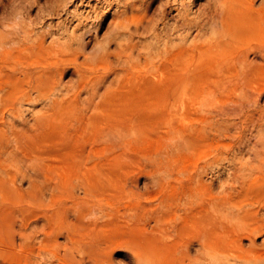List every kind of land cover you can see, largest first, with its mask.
Returning a JSON list of instances; mask_svg holds the SVG:
<instances>
[{
    "label": "rangeland",
    "instance_id": "obj_1",
    "mask_svg": "<svg viewBox=\"0 0 264 264\" xmlns=\"http://www.w3.org/2000/svg\"><path fill=\"white\" fill-rule=\"evenodd\" d=\"M229 1L0 0V164L5 167H0V243L16 255L9 264H138L135 251L150 255L152 249L151 262L140 256L143 264H154L153 238L160 232L150 215L161 193L185 189L191 175L198 173L202 177L198 174L194 179L223 194L239 186L238 176H257L260 162L255 155L243 152L241 158L230 144L264 148V93L258 91L264 76L244 90L236 82L221 80L217 71L223 42L233 38L218 21L221 12L232 16ZM64 39L71 46L66 47ZM250 59L260 60L254 54ZM82 81L88 87L79 95L76 88ZM71 90L76 92L72 95ZM25 92L29 93L22 96ZM63 94L68 97L61 99ZM84 102L90 104L85 108ZM167 160L178 162L185 171L179 167L175 171L174 163L175 177H165V185L158 180ZM200 192L204 198L208 190ZM261 236L256 241L259 246H263ZM244 241L248 247L249 240ZM45 245L60 251H44ZM196 249L197 245L191 248L193 256L198 255ZM204 259L203 263L212 261Z\"/></svg>",
    "mask_w": 264,
    "mask_h": 264
},
{
    "label": "bare ground",
    "instance_id": "obj_2",
    "mask_svg": "<svg viewBox=\"0 0 264 264\" xmlns=\"http://www.w3.org/2000/svg\"><path fill=\"white\" fill-rule=\"evenodd\" d=\"M223 1V0H222ZM229 1V0H228ZM232 1V10H234L232 12V16L231 17H226V16H223L222 12H221V15H220V24L222 26V29L223 31H227L228 34L230 33V36L232 39H229V42L227 40V42H223L222 45L221 44V48L223 46V49L220 50V56H221V60L220 62H218V65H217V71L220 72L218 73L219 74V77L221 80L224 79H227V81L232 84L234 82L238 83L241 87V89H246L248 88V86L255 82L257 78L260 79V77L264 76V0H231ZM229 1V2H231ZM219 3V2H218ZM226 10V9H225ZM231 10V9H230ZM221 11V10H220ZM224 11V9L222 10ZM230 13V12H229ZM231 15V13H230ZM232 33V34H231ZM53 36V35H52ZM253 36V40L255 38L256 43L253 45V44H250L251 41L248 40L249 38H251ZM35 37V36H34ZM58 38V37H57ZM55 39V38H54ZM66 39V38H65ZM62 40L63 43L66 41V40ZM234 39V40H233ZM1 40V39H0ZM10 40V39H9ZM8 40V41H9ZM20 40V38H19ZM32 40V39H31ZM58 40V39H57ZM61 40V39H60ZM70 40V39H69ZM72 40V39H71ZM21 41V40H20ZM19 41V42H20ZM42 41V40H41ZM61 41V42H62ZM247 41H250V43H248ZM3 42V41H1ZM17 41H15L14 43H16ZM17 42V44L19 43ZM33 42V41H32ZM52 42V41H51ZM59 42L60 44V41H57ZM68 42V41H66ZM66 42H65V45H66ZM62 43V44H63ZM76 43V42H75ZM119 43V42H118ZM28 44V43H26ZM46 44V43H45ZM58 44V43H57ZM58 44V45H59ZM69 44V43H68ZM67 44V45H68ZM81 44V43H80ZM108 44V43H107ZM120 44V43H119ZM30 45V44H28ZM42 45V44H41ZM57 45V46H58ZM63 45V46H65ZM66 45V47H67ZM71 46V42L69 44ZM1 46V45H0ZM17 46V45H16ZM15 46V47H16ZM20 46V44H19ZM26 46V45H25ZM32 46V45H31ZM62 48L63 46L60 45ZM68 46V47H70ZM81 46V45H80ZM21 47L23 48L24 47V44L23 46L21 45ZM34 47V46H33ZM121 47L123 48V46L121 45ZM71 48V47H70ZM73 48V47H72ZM120 48V47H119ZM18 50V48H16ZM20 49V48H19ZM36 49V48H35ZM50 49V47H49ZM69 49V48H68ZM124 49V48H123ZM51 50V49H50ZM72 50V49H71ZM8 51V49H7ZM10 51H12L10 49ZM21 51V50H20ZM40 51V50H39ZM54 53L52 54H55L56 50H53ZM62 51V50H60ZM83 51V50H82ZM1 52V51H0ZM6 52V51H5ZM4 52V53H5ZM9 52V51H8ZM22 52V51H21ZM48 51H46L47 53ZM50 52V51H49ZM52 52V51H51ZM57 53L59 54V52L57 51ZM56 53V54H57ZM8 54V53H7ZM58 54L56 57H58ZM251 54H254L255 58L257 57V59H260V60H251L250 59V55ZM51 55V54H50ZM9 56V54H8ZM22 57V55H20ZM24 56V55H23ZM28 56V55H27ZM48 56V55H47ZM10 57V56H9ZM40 57V56H38ZM42 57V56H41ZM51 57V56H50ZM62 57V56H60ZM120 57V56H119ZM127 57V56H126ZM132 57V56H130ZM134 57V56H133ZM140 57V56H139ZM121 58V57H120ZM25 59V57H24ZM33 59L35 60L36 58L33 56ZM133 59V58H131ZM147 59V58H146ZM154 59V58H153ZM18 60V59H17ZM21 60V59H20ZM61 61H64V62H67L65 61L66 59H60ZM125 60V59H124ZM136 60V59H135ZM148 60V59H147ZM150 60V59H149ZM148 60V61H149ZM26 61V60H24ZM29 61V60H28ZM41 62V60H39ZM87 61V60H86ZM139 61V60H138ZM22 62V61H21ZM31 62V61H29ZM36 62V61H35ZM47 62V61H46ZM49 62V61H48ZM70 62V61H69ZM85 62V61H84ZM37 63V62H36ZM63 63V62H61ZM68 63V62H67ZM88 63V62H87ZM141 63V62H140ZM151 63V62H150ZM13 64V63H12ZM27 64V63H26ZM131 64V62H130ZM129 64V65H130ZM134 64V63H133ZM149 64V63H148ZM22 65V64H21ZM19 65V66H21ZM25 65V64H24ZM147 65V64H146ZM150 65V64H149ZM6 66V65H5ZM18 66V65H17ZM43 66V64H42ZM47 66V65H45ZM52 66V65H51ZM58 66V65H57ZM132 66V65H131ZM130 66V67H131ZM142 66V65H141ZM11 67V66H10ZM24 67V66H23ZM22 67V68H23ZM31 67V66H30ZM36 67V66H35ZM38 67V66H37ZM49 67V66H48ZM9 68V67H8ZM21 68V69H22ZM39 68V67H38ZM69 68V67H68ZM76 68V67H75ZM215 68V69H216ZM13 69V67L11 68ZM10 69V70H11ZM20 69V68H19ZM32 69V68H31ZM44 69V68H43ZM64 69V68H62ZM1 70V69H0ZM51 70V69H50ZM60 70V69H59ZM138 70V68H137ZM12 71V70H11ZM26 71V70H25ZM30 71V70H29ZM136 71V70H135ZM31 72V71H30ZM44 72V70L42 71ZM79 72V71H78ZM77 72V73H78ZM64 72L61 71L60 75L59 76H62ZM14 74V72H13ZM79 74V73H78ZM2 75V74H1ZM11 75V74H10ZM214 75V74H213ZM4 76V75H3ZM9 76V75H8ZM13 76V75H12ZM56 76V75H55ZM58 76V77H59ZM10 77V76H9ZM24 77V76H23ZM35 77V76H34ZM39 77V76H38ZM81 77V76H80ZM37 78V77H36ZM56 78V77H55ZM63 78V77H62ZM32 79V78H31ZM59 79V78H58ZM143 79V78H142ZM169 79V78H168ZM30 80V79H29ZM36 79H34L33 81H35ZM172 80V79H170ZM7 81V80H6ZM22 81V80H21ZM31 81V80H30ZM40 81V80H39ZM56 81V80H55ZM62 81V79H61ZM85 81V80H84ZM143 81V80H142ZM36 82V81H35ZM44 82V80H43ZM113 82V80H112ZM163 82V80H162ZM165 82V81H164ZM226 82V81H225ZM224 82V84H226ZM232 82V83H231ZM59 83H62V82H59ZM78 83V81H77ZM31 84V83H30ZM37 84V83H36ZM45 84V83H44ZM228 84V83H227ZM256 84V82H255ZM63 85V84H62ZM237 85V84H236ZM35 86V85H34ZM60 86V85H59ZM76 86V84H75ZM101 86V84L99 85ZM234 86V84H233ZM258 86V84L256 85ZM3 87V85H2ZM77 87V86H76ZM88 85L87 84H83V81L79 83L78 87L76 88L77 90V93L80 95L81 92L85 91L87 89ZM91 87V86H90ZM98 87V86H97ZM231 87V86H230ZM1 88V87H0ZM5 88V87H4ZM7 88V87H6ZM33 88V87H31ZM36 88V87H35ZM62 89L63 88H66L65 86L64 87H61ZM95 88V87H94ZM92 88V89H94ZM106 88V87H105ZM224 89V86L222 87ZM221 88V89H222ZM256 88V87H254ZM253 88V89H254ZM3 89V88H1ZM30 89V88H29ZM69 88H67L66 90H68ZM91 89V88H90ZM97 89V88H96ZM100 89V88H99ZM222 89V90H223ZM251 89V88H250ZM7 90V89H6ZM36 90V89H35ZM39 90V89H38ZM54 91L56 89H53ZM70 90V89H69ZM105 90V89H104ZM257 89H255L256 91ZM260 90V94L262 95V93H264V85L262 86L261 85V89L259 88L258 91ZM1 91V90H0ZM5 91V90H4ZM28 91V90H27ZM32 91V90H31ZM30 91V92H31ZM54 91L52 92V96L54 94ZM57 91V90H56ZM76 91H72V95L73 93H75ZM89 91V90H88ZM93 91V90H92ZM99 91V90H98ZM97 91V92H98ZM251 91V90H250ZM36 91H33V93H35ZM59 92V91H58ZM57 92V93H58ZM64 92V91H63ZM253 92V91H252ZM3 93V91H2ZM29 92H25L23 93L22 96H25L27 95ZM41 93V92H40ZM84 93V92H83ZM247 92H244L243 96L246 94ZM32 94V93H31ZM50 94V93H49ZM59 94V93H58ZM57 94V95H58ZM87 94V93H86ZM89 94V92H88ZM100 94V93H99ZM103 96H104V93H102ZM242 94V92H241ZM252 94H255V93H252ZM36 95V94H35ZM33 94V96H35ZM69 95V94H67ZM94 95V94H93ZM248 95V93H247ZM51 96V94H50ZM60 97L61 96H64L63 95H59ZM66 96V95H65ZM64 96V97H65ZM83 96V95H81ZM80 96V97H81ZM89 96V95H88ZM100 96V95H99ZM251 96V95H250ZM0 97H1V94H0ZM32 97V96H30ZM55 98L58 97V96H54ZM68 97V96H66ZM73 97V96H72ZM85 97V95H84ZM106 97V96H105ZM246 97H249V96H246ZM7 98V97H6ZM21 98V97H20ZM71 97H69L70 99ZM86 100L88 99L87 97H85ZM99 98V97H98ZM24 99V98H23ZM33 100V97L31 98ZM45 99V98H44ZM50 99V98H49ZM62 99V97H61ZM60 99V100H61ZM68 99V98H67ZM68 99V100H69ZM81 99V98H80ZM83 99V97H82ZM90 99V98H89ZM100 99V98H99ZM15 100V99H13ZM42 100V98H41ZM47 100V99H46ZM45 100V101H46ZM53 100V99H52ZM64 100H66L64 98ZM97 100V99H96ZM1 101V99H0ZM21 101V100H20ZM28 101V100H27ZM36 101V100H34ZM32 101V102H34ZM81 101V100H80ZM83 101H85V99H83ZM88 102H90L91 100H87ZM98 101V100H97ZM19 102V101H17ZM44 102V100H43ZM25 103V102H23ZM37 103V102H36ZM83 103V102H82ZM87 103V102H86ZM244 103V102H243ZM35 104V103H34ZM42 104V103H41ZM44 104V103H43ZM42 104V105H43ZM47 104V103H46ZM45 104V105H46ZM49 104V103H48ZM63 104V103H62ZM85 104V102H84ZM83 104V105H84ZM90 104V103H88ZM88 104H85V108L87 107ZM21 105V103H20ZM25 105V104H24ZM23 105V106H24ZM33 105V103H32ZM81 105V104H80ZM83 105H81V107L83 108ZM36 106V105H35ZM40 106V105H39ZM49 106V105H48ZM53 106V105H52ZM241 106V105H239ZM244 106L246 107V105H243V108ZM1 107V106H0ZM5 107V106H4ZM10 107V106H9ZM14 107V106H13ZM42 107V106H41ZM44 107L46 106H43L42 109H44ZM50 107V106H49ZM55 107V105H54ZM80 107V109H81ZM96 107V106H95ZM232 107V106H231ZM62 108V107H61ZM84 108V109H85ZM93 108V107H92ZM236 108V111L238 110V108L235 106ZM234 108V109H235ZM242 108V106H241ZM240 110L239 111H243V110ZM21 109V108H20ZM32 109V108H31ZM83 112L85 113L86 110ZM98 110L97 108H94V110ZM223 110L225 109L222 108ZM221 109V110H222ZM229 109V107H228ZM227 109V110H228ZM13 110V108H12ZM25 109H23L22 111H24ZM88 110V109H87ZM246 110V109H245ZM33 111V110H32ZM35 111V110H34ZM54 111V110H53ZM56 111V110H55ZM78 111V110H77ZM80 111V110H79ZM229 112L231 110H228ZM10 112V111H8ZM18 112L22 113V116L23 115V112L19 111ZM37 112L39 113V111L37 110ZM44 112V111H43ZM60 112V111H59ZM222 112V111H221ZM220 112V113H221ZM225 112L226 109H225ZM234 112V111H233ZM245 112V111H243ZM14 113V112H13ZM16 113H17V110H16ZM25 113H26V110H25ZM31 113V112H30ZM47 113V112H46ZM50 113V112H49ZM79 113V112H78ZM82 113V112H81ZM90 113V112H89ZM228 113V112H227ZM238 113V112H237ZM11 114V113H9ZM8 114V116H9ZM15 114V113H14ZM27 114V113H26ZM34 114V117L35 116V113ZM33 114H32V121L35 119L33 118ZM224 114V113H223ZM240 114V112H239ZM1 115V114H0ZM4 115V114H3ZM19 114L17 113V116ZM81 115V114H80ZM86 115L87 112H86ZM2 116V115H1ZM12 116V115H11ZM27 116V115H26ZM29 116V117H30ZM19 117V116H18ZM76 117V116H75ZM15 118V116H14ZM23 118V117H22ZM10 119V118H9ZM17 119V117H16ZM24 119V118H23ZM31 119V118H29ZM222 119V118H221ZM231 119V118H230ZM4 120V119H3ZM7 120V119H6ZM11 120V119H10ZM86 120V119H85ZM1 121V120H0ZM18 121V120H17ZM25 121H28V119H26ZM24 121V122H25ZM7 122V121H6ZM10 122V121H9ZM19 122V121H18ZM31 122V121H30ZM2 123V122H1ZM22 123V122H21ZM26 123V122H25ZM34 123V121H33ZM76 123H77V120H76ZM80 123V122H79ZM223 123V122H222ZM8 124V123H6ZM11 124V122L9 123ZM23 124V123H22ZM27 124V123H26ZM30 124V123H28ZM27 124V125H28ZM32 124V123H31ZM88 124V122H87ZM86 124V125H87ZM18 125V124H17ZM225 125V124H224ZM19 126V125H18ZM110 126V125H109ZM219 127H221L220 125H218ZM16 127V125L14 126ZM35 127V125H34ZM107 127V126H106ZM86 128V127H85ZM122 128V127H121ZM8 129V128H6ZM113 129V128H111ZM117 129V128H116ZM120 129V127H119ZM118 130V129H117ZM203 130V129H202ZM8 131V130H7ZM106 131V130H105ZM108 131H110L108 129ZM107 131V132H108ZM113 133L114 131L116 132L115 129L112 130ZM112 131H111V136L112 137H116L115 135H117L119 138L121 137L120 136V132H116L115 135L112 134ZM119 131V130H118ZM204 131V130H203ZM106 133V132H105ZM109 135H110V132H108ZM101 134V133H100ZM107 135V133H106ZM212 135V134H211ZM31 136V135H30ZM110 137V136H109ZM4 138V137H3ZM101 138H104L103 135H101ZM189 138V137H188ZM27 139V138H26ZM83 139V138H81ZM110 139V138H109ZM117 139V137H116ZM116 139H113L115 140V143L114 145L116 144V146L118 145V142L116 143ZM102 140V139H101ZM105 140V139H104ZM184 140V139H183ZM4 141V140H3ZM106 141H107V138H106ZM118 141V139H117ZM193 141V140H191ZM246 142V141H245ZM249 142V141H248ZM262 142V141H261ZM100 143H102L100 141ZM107 143V142H106ZM111 143V142H110ZM237 143V142H236ZM257 143L259 142H256L254 144L257 145ZM178 144V143H177ZM193 145V143H191ZM261 144V143H260ZM259 144V145H260ZM6 145V144H5ZM187 145V143H186ZM223 145V144H222ZM4 146V145H3ZM10 146V145H8ZM23 146V145H22ZM113 146V145H112ZM172 148H173V145H171ZM170 146V147H171ZM228 146V145H227ZM119 147V146H118ZM121 147V146H120ZM230 147H232V149L234 150V153L235 152H238L239 154L238 155H241V154H244L243 152H245V154L247 155H251L253 154V156L255 155V159H257L259 162H260V165H259V173H257V176L253 177L250 173V176L248 175H243V177L239 178L238 176V180H239V186H235L233 191H230V193H226V194H223V193H216L214 192L213 188L214 186L213 185H205L202 183V181L198 179V174H197V177L194 176L197 178V179H194V176L191 175V177L189 178V180L186 182V187L185 189H180L181 191L178 192L179 194L177 195H173L172 194H169V193H161V196H159V203L158 205L156 206V208L152 211L150 217L152 220H154L155 224H154V227H156V231L158 229V232H160V234H158L155 238H153V241L154 242V245L152 248H155V253L156 255H153L154 257L158 256V258L155 257V259L153 260L154 261V264H205L206 262L203 263L202 259L203 258H207V257H210L212 261H209L208 263L206 264H264V213L262 214V211L264 212V170H262V167L264 166V148H261L262 146H258L257 147H260L259 149L258 148H255V145H252L251 146H242L240 145H234V144H230ZM263 147H264V143H263ZM92 148V147H91ZM117 148V147H115ZM23 149V148H22ZM93 149V148H92ZM108 149V148H107ZM114 149V147H113ZM177 149V148H176ZM179 149V148H178ZM2 150V149H1ZM18 150V149H17ZM118 150V149H117ZM4 151V150H3ZM11 151H13L11 149ZM20 151V150H19ZM94 151V150H93ZM99 151V150H98ZM108 151H112V150H108ZM193 151V150H192ZM14 152V151H13ZM3 153V152H2ZM21 153V152H20ZM241 153V154H240ZM6 154V153H5ZM8 154V153H7ZM6 154V157L9 155ZM13 153H11V156H12ZM94 154V153H93ZM172 154V153H171ZM97 155V154H96ZM95 155V156H96ZM174 155V153H173ZM244 155V157L246 156ZM15 155H13L14 157ZM91 156H92V153H91ZM99 156V155H97ZM172 156V155H171ZM243 155H241V158H242ZM249 156H247L249 158ZM16 157V156H15ZM105 157V156H104ZM252 157V156H251ZM9 158V156H8ZM34 158V156H33ZM80 158V157H79ZM86 158V157H85ZM11 159V158H10ZM10 159H7L8 162L7 164L10 163ZM15 159V158H14ZM78 159V158H76ZM90 159V157L88 158ZM94 158H92L93 160ZM97 159V158H95ZM173 159V158H172ZM17 160V159H16ZM35 160V159H34ZM87 160V159H86ZM91 160V159H90ZM14 162V160H12ZM20 161V160H19ZM89 161V160H88ZM169 161V160H167ZM248 161V160H247ZM252 161V160H251ZM1 162H3V159L1 160ZM13 162H11V165L13 166ZM18 162V161H17ZM170 162V163H169ZM169 162H163L162 164H164L163 166L165 168H162L164 170L162 171H165L164 172H161L163 173L164 175L161 176L160 180H158L160 183L162 184H166V178L165 177H168V178H171L169 177L170 175L172 176L173 173H175L173 170L174 168L172 169V167L174 166V163H175V171L177 170L176 167H179L178 165V162H173L172 160H170ZM244 162V161H243ZM258 162V163H259ZM82 163V162H81ZM2 164V163H1ZM0 164V167L5 168L4 166H2ZM18 164V163H16ZM178 166H177V165ZM245 164V163H244ZM248 164H249V161H248ZM251 164V163H250ZM4 165V164H3ZM20 165V164H19ZM76 165V164H75ZM246 165V164H245ZM252 165V164H251ZM257 165V164H256ZM78 166V165H77ZM81 166V165H80ZM181 166V165H180ZM242 166V164H241ZM255 166V165H254ZM18 167V166H17ZM61 167V166H60ZM64 167V166H63ZM162 167V166H161ZM12 168V167H11ZM32 168V167H31ZM46 168V167H45ZM180 168V167H179ZM251 168V167H250ZM1 169V168H0ZM161 169V168H160ZM181 171H185V168L182 169L180 168ZM240 170L239 171H243V167L242 169L239 168ZM246 169V168H245ZM17 170V169H16ZM41 170L43 171V169L41 168ZM49 170V169H48ZM47 170V171H48ZM80 170V169H78ZM179 170V169H178ZM7 171V169H6ZM15 171V170H14ZM18 178H20V171L21 169L19 170V167H18ZM179 171V172H181ZM238 171V170H237ZM245 171H248V170H245ZM0 172H3L2 170ZM5 172V171H4ZM23 172V171H22ZM21 172V173H22ZM40 172V171H39ZM44 172V171H43ZM58 172V171H57ZM98 172V171H97ZM159 172V171H157ZM178 172V171H177ZM188 172V171H187ZM235 172V171H234ZM250 172V170H249ZM6 174H10L9 172H5ZM5 173H3L5 175ZM24 173V172H23ZM85 173V172H84ZM246 173V172H245ZM253 173V172H252ZM254 173V175H256ZM2 174V173H1ZM25 174V173H24ZM87 174V173H86ZM180 174V173H179ZM239 175L240 172L238 173ZM39 175V174H38ZM47 175V174H46ZM157 175H159L157 173ZM177 175V174H176ZM201 176V174H199ZM9 176V175H8ZM12 176V175H11ZM153 176V174H152ZM175 177V175H173ZM193 176V177H192ZM252 176V177H251ZM24 177V176H23ZM27 177V176H26ZM30 177V176H28ZM47 177V176H46ZM202 177V176H201ZM11 178V177H10ZM78 179L80 178V176L77 177ZM76 178V180H77ZM173 178V177H172ZM234 178V177H233ZM237 178V176H236ZM75 179V178H73ZM203 179V178H202ZM204 180V179H203ZM21 181V180H20ZM75 181V180H74ZM78 181V180H77ZM168 184L171 182H167ZM184 183V182H183ZM14 184V183H13ZM79 184V182H78ZM180 184L182 185V182H180ZM15 185V184H14ZM77 185V184H76ZM75 185V187H76ZM81 185V184H79ZM78 185V186H79ZM185 184H183L184 186ZM77 186V187H78ZM158 186V185H157ZM180 186V185H178ZM177 186V187H178ZM202 186H206L207 187V190H208V193H207V196L204 198H202V192H200V189L201 190H204L205 193L203 194H206V191L205 189H202L203 187ZM213 186V187H212ZM20 187V186H19ZM71 187V186H70ZM181 187V186H180ZM178 187V188H180ZM53 188V186H52ZM80 188V186L76 189L78 191V189ZM82 188V186H81ZM160 188V187H159ZM174 188V187H173ZM163 188H161L162 190ZM171 189V188H169ZM56 190V189H55ZM96 190V189H95ZM183 190V191H182ZM165 192V190H163ZM169 191V190H168ZM174 191V190H173ZM79 192V191H78ZM83 192V191H82ZM162 192V191H161ZM219 192V191H218ZM10 193V192H9ZM81 193V191H80ZM98 193V192H97ZM174 193V194H175ZM225 193V192H224ZM2 194V193H0ZM52 194V193H51ZM99 194V193H98ZM160 194V193H159ZM100 195V194H99ZM2 196V195H0ZM53 196V194H52ZM3 198V197H2ZM103 198V197H102ZM73 204V203H72ZM104 205V204H103ZM74 207V206H73ZM95 207V206H94ZM94 210V209H93ZM97 210V209H96ZM95 210V211H96ZM57 211V210H56ZM55 212V211H54ZM94 212V211H93ZM98 212V210H97ZM101 212V211H100ZM85 213V212H84ZM92 213V212H91ZM52 214V213H51ZM61 214V213H60ZM78 215V214H76ZM75 215V217H76ZM83 215V213H82ZM61 216V215H60ZM80 216V215H79ZM81 217V216H80ZM57 218V217H56ZM55 218V219H56ZM68 218V217H67ZM79 218V217H78ZM87 218V217H86ZM23 219V218H22ZM59 219V218H58ZM57 219V220H58ZM53 220V219H52ZM57 223L58 224V222ZM79 220V219H78ZM84 220V219H82ZM26 222V221H24ZM39 222V221H38ZM45 221H43L44 223ZM77 222V221H76ZM23 223V222H22ZM28 223V222H27ZM34 224V223H33ZM65 224V222H64ZM74 224V223H73ZM25 225V223H24ZM27 225V224H26ZM25 225V226H26ZM29 225V223H28ZM31 225V224H30ZM40 225V224H39ZM52 226V225H51ZM59 226V225H58ZM65 226V225H63ZM77 226V225H75ZM85 226V225H84ZM27 227V226H26ZM25 227V228H26ZM34 227V226H33ZM36 229H35V232L38 230V226H35ZM48 227V226H47ZM54 227V225H53ZM60 227V226H59ZM24 228V227H23ZM40 228V227H39ZM68 228V227H67ZM32 229V228H31ZM30 229V230H31ZM48 229V228H47ZM53 229V228H52ZM51 229V230H52ZM60 229V228H59ZM87 229V228H86ZM19 230V229H17ZM34 230V229H33ZM40 230V229H39ZM43 230H46V229H43ZM75 230H76V227H75ZM153 230V229H152ZM28 231V230H27ZM48 231V230H47ZM46 231V232H47ZM59 230H57L58 232ZM64 231V230H63ZM18 232V231H17ZM23 232V230H22ZM30 232V231H29ZM33 232V231H32ZM38 232V231H37ZM39 232H42L41 230ZM70 232V231H69ZM76 232V231H75ZM83 232V231H82ZM154 232V231H153ZM25 233V232H24ZM67 233V232H66ZM50 234V233H49ZM74 234V232H73ZM72 234V235H73ZM76 234V233H75ZM82 234V233H81ZM19 235V234H18ZM22 235V233H21ZM34 235V234H33ZM52 235V234H51ZM58 235V234H57ZM260 235H263L261 237H263V246H259L257 244L256 241L257 240V237H259ZM23 236V235H22ZM39 236V235H38ZM91 236V234L89 235ZM5 237V235H4ZM31 237V236H30ZM43 237V235H42ZM54 237V236H53ZM93 237V236H91ZM14 238V237H13ZM18 238V237H17ZM21 238V237H20ZM44 238V237H43ZM48 238V237H47ZM51 238V237H50ZM49 238V239H50ZM6 239V238H5ZM9 239V238H8ZM16 239V238H15ZM36 239V238H35ZM56 239V238H54ZM68 239V238H67ZM249 240V245L248 247H246L244 245V240ZM12 240V239H10ZM18 240V239H17ZM20 240V239H19ZM29 240V239H28ZM31 240V238H30ZM41 240V239H40ZM40 240H39V243H40ZM58 240V239H56ZM70 240V239H69ZM73 240V239H72ZM94 240V239H93ZM16 241V240H15ZM27 241V240H26ZM36 242V240H34ZM33 241V242H34ZM51 241V240H50ZM80 241V240H79ZM86 241V240H84ZM98 241V240H97ZM4 242V241H3ZM2 242V243H3ZM17 242V241H16ZM29 242V241H28ZM45 242V241H44ZM70 242H73V241H70ZM75 242H78V241H75ZM112 244H114L113 242L114 241H111ZM23 243V242H21ZM43 243V241L41 242ZM79 243V242H78ZM6 244H8L6 242ZM27 244V243H26ZM33 244V243H32ZM44 244V243H43ZM48 244V243H47ZM50 244V243H49ZM66 244V243H65ZM64 244V245H65ZM69 244V243H68ZM67 244L66 247H69ZM111 244V245H112ZM116 244V242H115ZM17 245V243H16ZM35 245V243H34ZM39 245V244H38ZM42 245V244H41ZM57 245V244H56ZM72 245V244H71ZM197 245V249H196V252H198L197 256H193L191 254V248L193 246ZM5 243L1 244L0 243V261L4 264V263H10L12 262L11 259H13L14 257H16V255L9 251V249L7 250L5 248ZM22 246H25V245H22ZM59 246V244H58ZM74 246H77V245H74ZM73 246V247H74ZM155 246V247H154ZM9 247V246H8ZM10 247H13L12 245ZM16 247V246H15ZM18 247V246H17ZM16 247V248H17ZM27 247V246H26ZM40 247V246H39ZM38 247V249H39ZM63 247V246H62ZM24 248V247H22ZM30 248V247H29ZM35 248V247H34ZM33 248V250H35ZM42 248V246H41ZM45 248H46V245H45ZM50 248L52 247H49V249H45L44 251H55L54 248H56V251H60V250H57L58 247H54L50 250ZM71 248V247H70ZM150 248V249H152ZM24 249H28V248H24ZM32 249V248H30ZM29 249V250H30ZM59 249V248H58ZM61 249V248H60ZM63 249V248H62ZM65 249V248H64ZM138 249V248H137ZM10 250H14V249H10ZM16 250V249H15ZM78 250V249H77ZM43 251V250H42ZM43 251V252H44ZM66 251V249H65ZM70 251V250H69ZM153 249L150 250L149 254L151 255ZM23 252V251H22ZM71 252V251H70ZM74 252V251H73ZM86 252V251H85ZM140 252V251H139ZM27 253V252H26ZM50 253V252H48ZM61 253V252H60ZM136 253V262L138 264H143L144 263V259L146 257H148V259L146 258V262H151L152 260V256L150 258V255H145V253H138V251H135ZM193 253V252H192ZM21 254V253H20ZM29 254V253H28ZM31 254V253H30ZM42 254V253H40ZM67 254V253H66ZM144 254V255H143ZM25 255V253H24ZM23 255V256H24ZM142 255V257H144V259H142V257L140 256ZM56 256V255H55ZM68 256V255H67ZM26 257V255H25ZM59 257V256H58ZM139 257H141V259H139ZM26 258H29V255L28 257ZM32 258V257H31ZM62 258V257H61ZM67 258V257H66ZM33 259V258H32ZM204 259V260H205ZM64 260V259H63ZM142 263H139L140 261ZM32 261V260H31ZM29 261V262H31ZM35 261V260H34ZM62 261V260H61ZM139 261V262H138ZM16 262H18L16 260ZM36 262V261H35ZM47 262V261H46ZM60 262V261H59ZM145 262V264H146ZM34 263V262H33ZM48 263H51V262H48ZM36 264V263H35ZM63 264V263H62ZM97 264V263H95Z\"/></svg>",
    "mask_w": 264,
    "mask_h": 264
}]
</instances>
